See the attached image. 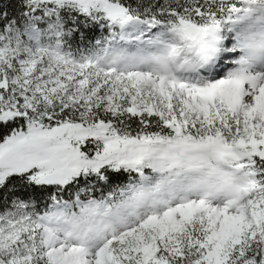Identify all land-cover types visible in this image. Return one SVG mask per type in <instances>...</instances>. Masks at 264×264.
<instances>
[{
  "label": "snow or ice",
  "instance_id": "obj_1",
  "mask_svg": "<svg viewBox=\"0 0 264 264\" xmlns=\"http://www.w3.org/2000/svg\"><path fill=\"white\" fill-rule=\"evenodd\" d=\"M0 264H264V0H0Z\"/></svg>",
  "mask_w": 264,
  "mask_h": 264
}]
</instances>
